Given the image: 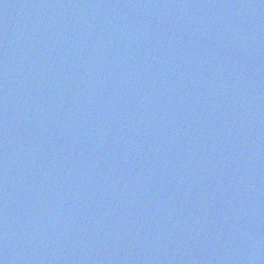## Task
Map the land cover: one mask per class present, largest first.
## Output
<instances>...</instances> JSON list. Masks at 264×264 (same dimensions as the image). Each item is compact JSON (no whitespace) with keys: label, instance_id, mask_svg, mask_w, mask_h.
<instances>
[{"label":"water","instance_id":"obj_1","mask_svg":"<svg viewBox=\"0 0 264 264\" xmlns=\"http://www.w3.org/2000/svg\"><path fill=\"white\" fill-rule=\"evenodd\" d=\"M2 264H264V0H0Z\"/></svg>","mask_w":264,"mask_h":264},{"label":"snow or ice","instance_id":"obj_2","mask_svg":"<svg viewBox=\"0 0 264 264\" xmlns=\"http://www.w3.org/2000/svg\"><path fill=\"white\" fill-rule=\"evenodd\" d=\"M0 264H2V262H0Z\"/></svg>","mask_w":264,"mask_h":264}]
</instances>
